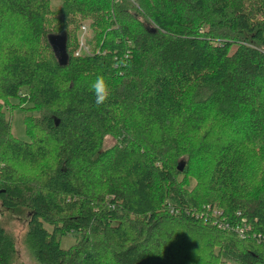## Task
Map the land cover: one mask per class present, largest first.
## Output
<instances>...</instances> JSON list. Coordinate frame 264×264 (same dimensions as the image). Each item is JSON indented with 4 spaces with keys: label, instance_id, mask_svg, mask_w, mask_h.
Wrapping results in <instances>:
<instances>
[{
    "label": "trees",
    "instance_id": "obj_1",
    "mask_svg": "<svg viewBox=\"0 0 264 264\" xmlns=\"http://www.w3.org/2000/svg\"><path fill=\"white\" fill-rule=\"evenodd\" d=\"M139 1L0 0L1 204L29 209L39 264H264V0ZM91 13L100 50L76 55ZM23 87L46 106L29 139L6 108ZM214 206L251 235L214 223ZM16 255L0 222V264Z\"/></svg>",
    "mask_w": 264,
    "mask_h": 264
},
{
    "label": "rangeland",
    "instance_id": "obj_2",
    "mask_svg": "<svg viewBox=\"0 0 264 264\" xmlns=\"http://www.w3.org/2000/svg\"><path fill=\"white\" fill-rule=\"evenodd\" d=\"M140 2L139 0H135ZM62 4V0H52V7H59ZM95 19V14L88 15L83 19H80V23L76 26V31L72 33L70 37V45L71 48H73V51L76 55L85 53V50L88 49V46H90V49L88 52H94L99 49V45H97L96 40V32L95 31V25L92 23V21ZM106 34V33H105ZM69 40V41H70ZM127 61L125 60L123 62L122 67L120 65H117L119 68L120 74H123L124 66ZM124 69V70H123ZM27 87H23L22 92L19 94V96H12L10 101L6 104V108H9L7 111V114L9 117H11V131L12 133L20 138L23 139H29L30 134L27 130V125L32 124L34 118L37 117L43 110H46V106L43 104L40 99H38L36 93L27 92ZM5 108V107H4ZM27 120V121H26ZM121 140V137H116L111 134L106 135V138L104 140L105 146L112 145L118 141ZM182 167L180 169H183L186 166V162H180ZM180 167V166H179ZM200 170L199 167H195L193 169V172H196ZM183 179H187V185L190 186V189H192V186L196 184V178L194 175H190L186 178L185 174H181ZM172 203H168V205H171ZM210 204V203H208ZM203 205L201 208H196L194 211L197 212L200 216L205 213V210L207 211L205 214H210L206 208H212L210 205ZM206 206V207H205ZM204 210V211H203ZM212 213L214 216L217 215V218L219 221L214 220V223H221L219 225H222L223 228L229 229L228 226H225L228 223L237 224L239 223V226L230 227V228H237L241 229L240 232L246 237L248 233L251 232L252 225L251 223H247L245 220V217H241L239 221L236 223H233V221H230L229 219L225 218V214H223V210L218 207L214 206ZM222 213V214H221ZM30 211L27 207L19 206L15 208H6L1 204L0 201V222L1 224L9 230L16 239V246H17V255L15 264H39L34 256L32 255L30 249L27 247L25 243V236L28 229V219H29ZM212 215V214H211ZM227 216V215H226ZM251 235V233H250ZM255 235V232L253 233ZM262 236V234H259ZM78 239V235L75 232H69L66 234H63L61 236V244L64 247H68L73 245L76 240ZM229 264L230 261L226 260ZM226 262V263H227Z\"/></svg>",
    "mask_w": 264,
    "mask_h": 264
},
{
    "label": "clouds",
    "instance_id": "obj_3",
    "mask_svg": "<svg viewBox=\"0 0 264 264\" xmlns=\"http://www.w3.org/2000/svg\"><path fill=\"white\" fill-rule=\"evenodd\" d=\"M127 56L130 58L131 54L128 53ZM89 88L94 94L97 106L104 104L111 95L108 79L104 75H97L90 83Z\"/></svg>",
    "mask_w": 264,
    "mask_h": 264
},
{
    "label": "water",
    "instance_id": "obj_4",
    "mask_svg": "<svg viewBox=\"0 0 264 264\" xmlns=\"http://www.w3.org/2000/svg\"><path fill=\"white\" fill-rule=\"evenodd\" d=\"M57 38H59V39H57ZM56 39L58 40V42L56 44V49L58 51V54L62 56L61 57L62 60H66V58H67V55H66V47H65V45H66V38H65V36H62L61 35V36L56 37ZM180 164H179V166L181 168L182 165H180Z\"/></svg>",
    "mask_w": 264,
    "mask_h": 264
},
{
    "label": "built area",
    "instance_id": "obj_5",
    "mask_svg": "<svg viewBox=\"0 0 264 264\" xmlns=\"http://www.w3.org/2000/svg\"><path fill=\"white\" fill-rule=\"evenodd\" d=\"M221 214H222V213H221ZM225 226H228L229 228H230V227H235V226H239V223H237V224H232V223H228V222H227V224H226ZM237 230H241V229H240V228H239V229L237 228Z\"/></svg>",
    "mask_w": 264,
    "mask_h": 264
}]
</instances>
